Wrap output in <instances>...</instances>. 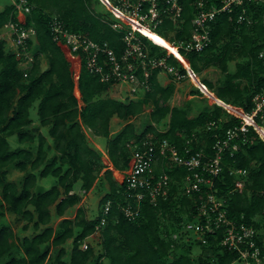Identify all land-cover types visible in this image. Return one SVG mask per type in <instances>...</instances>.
I'll return each mask as SVG.
<instances>
[{"label": "trees", "instance_id": "trees-1", "mask_svg": "<svg viewBox=\"0 0 264 264\" xmlns=\"http://www.w3.org/2000/svg\"><path fill=\"white\" fill-rule=\"evenodd\" d=\"M27 1L33 9L25 23L36 30V50L27 77H23L19 62L0 40V264H103L104 260L109 264H238V253L220 245L221 232L204 234L206 243L196 239L183 240L184 222H191L195 217L196 206L204 193L190 196L181 193L183 169L176 168L169 173L173 183L168 197L160 200L157 206L142 202L134 220L127 219L120 210L126 201L125 185L113 178L112 169H127L130 153L125 145L130 140L147 136L154 140L167 139L180 150L187 146L209 153L216 137L223 138L228 127L239 125L242 120L230 116L220 122L221 113L226 111L214 103L211 108L204 107L196 116L189 117L186 107L169 104L174 85L161 86L155 77L151 78L152 90L136 99L122 101L102 96L112 84L100 82L83 65L78 78L79 105L73 94L71 61H74V54L64 44L51 40L50 19L59 18L69 31L81 32L95 42L107 41L117 54L122 49V33L113 30L112 21L95 11L92 0ZM109 1L118 5L119 0ZM191 1H180L184 22L182 28H176L171 42L188 36L193 17ZM248 6L253 12V24H238L235 19L229 20L228 15H218L212 23L211 43L207 48L198 53L180 51L196 74L210 66L217 67L223 73L218 85L205 78L201 79L202 84L217 98L240 107L245 113L251 112L252 97L264 87V67L258 58L264 47V5ZM11 19H15V15L10 3L0 11V31ZM173 29L170 20H163L155 32L158 34L157 30H160L167 37L166 31ZM141 38L143 43L149 42ZM149 44L152 53H164L159 52L160 47ZM41 56L46 61L44 67L40 66ZM235 59L234 70L229 72L227 64ZM168 62L185 75V69L174 57L170 56ZM192 94L203 96L196 88ZM34 103H37L38 126L30 128L29 108ZM147 104L153 108L149 112L150 123L136 133L128 120L143 114ZM167 116V129L158 131L153 123H159ZM114 117L124 121V125L111 135L110 122ZM209 122L217 123V128L207 131ZM39 127L48 128L50 145ZM86 130L104 138V152L112 168L102 163V152L90 144ZM12 135L20 144L37 141L35 154L31 147L11 149L7 137ZM244 136L245 140L241 138L236 152L231 156L227 152L223 154L222 171L214 179V192L226 198L227 217L257 230V243L262 246L264 141L252 127H248ZM48 150H53L54 154L47 158ZM10 165L19 171L28 170L20 185L6 179ZM231 168L246 172L242 176L231 175ZM100 173L109 188L99 200L97 215L87 219L83 209L78 207L74 219L64 217V213L80 201V196L73 192L74 184L80 181L81 189L89 191ZM48 175L53 176L56 183L43 191L33 192L37 176ZM238 180L243 182L241 188L235 187ZM107 201L110 208L104 225L98 229L97 252L90 246L81 249V243L96 231ZM51 206L54 215L60 218L55 228L48 225ZM5 211L14 214L17 221H26L23 229L31 224L36 231L32 236L20 239L19 255L13 251L11 227L1 221ZM173 232L180 236H173ZM67 239H72V247L66 261L63 244ZM193 245L200 247L197 256L191 254ZM53 251L55 255L48 263Z\"/></svg>", "mask_w": 264, "mask_h": 264}, {"label": "built area", "instance_id": "built-area-1", "mask_svg": "<svg viewBox=\"0 0 264 264\" xmlns=\"http://www.w3.org/2000/svg\"><path fill=\"white\" fill-rule=\"evenodd\" d=\"M180 1L119 0L118 5L113 6L135 18L154 33L163 20H170L174 27L172 30L174 37L177 32L176 28H182L181 24L184 22L182 16L184 8ZM11 4L15 19L4 24L1 30L4 28L7 30L0 33V40L4 41L19 62L23 77H27L28 68L33 61L36 30L34 26L27 25L25 20L31 13L33 5L27 0H12ZM248 5H264V0H192L193 17L190 21L188 36L171 42L170 37L159 35L173 46L181 57L183 56L180 51L183 53L201 52L211 43L212 23L218 15H228L229 20L235 19L238 24H253L255 21L253 12ZM109 11L114 16L112 11ZM115 18L119 22H112L111 28L122 33L120 37L122 49L118 54L107 41L95 42L81 32L69 31L57 17L49 21L51 40L64 44L74 54V61L78 63V70L72 71V80L73 94L79 105L81 101L78 78L81 65L90 74L97 76L102 83H110L112 86L124 85L128 99H136L140 97V94L151 91V78L153 77L158 83L159 75L169 76L173 80H181L185 76L189 78L188 70L179 61L177 55L166 47L157 45L150 37L135 30L123 19ZM169 31L171 30L166 33ZM141 37L153 45L166 48L167 51L163 54L152 53ZM170 56L174 57L185 69V75L179 71L178 67L168 62ZM258 58L264 67V47L259 51ZM26 64L28 65L25 66ZM252 103L251 112L244 113L264 128V87L254 94ZM237 118H240L242 122L239 125L228 127L223 138L216 137L209 153L203 149L192 150L187 146L180 150L176 144L170 143L167 139L154 140L148 136L127 142L125 146L130 153L128 167L124 171H117L120 183L125 185L126 201L125 205L120 208L123 215L129 220H134L140 213L142 202L148 201L150 205L157 206L160 200H165L173 183V178L169 173L176 168H181L185 171V175L181 178V193L190 196L204 192L196 206L197 213L191 221V227L196 235L195 239L206 243L204 234L221 232L220 245L238 253L236 263L264 264V244L260 246L257 243V230L243 222L229 219L225 208L226 198L214 192V179L222 171L223 154L227 152L231 156L239 149V141L241 138L245 140L243 137L248 127H252L261 138L254 125L247 124L241 117ZM216 128L217 123L206 124L207 131H213ZM245 172L239 168L229 169V174L235 176H242ZM242 186L241 180L235 182L236 188ZM109 208L110 202L107 201L103 206L102 216L95 232L104 225ZM81 246L84 250L88 244L83 241Z\"/></svg>", "mask_w": 264, "mask_h": 264}, {"label": "rangeland", "instance_id": "rangeland-1", "mask_svg": "<svg viewBox=\"0 0 264 264\" xmlns=\"http://www.w3.org/2000/svg\"><path fill=\"white\" fill-rule=\"evenodd\" d=\"M11 2H12V0H0V10H2L5 5L10 4ZM92 4H93L95 11H97L98 13L103 15L106 19H109L112 22H119L118 20H116V18L111 14V12L106 7L99 4L96 0H92ZM6 30L7 29L4 28L3 30L0 31V33L1 32L4 33ZM157 32L160 35L163 34L162 31H160V30H157ZM166 35L168 37L172 38L173 37L172 30L167 32ZM146 45H147V47H149L151 49L149 42H147ZM6 50H9V49L6 47ZM35 50H36V44L34 43L33 53ZM163 51H167V49L166 48L159 49V52H163ZM236 60L237 59L228 62L227 66H228L229 72H232L234 70V65H235ZM45 64H46L45 58L41 56L40 57V66L44 67ZM77 64H78L77 62L71 61V70L72 71L78 70ZM27 65L28 64H26L25 66H27ZM197 75L200 78V80L202 78H205V79H208L209 81H211L215 85H218L219 81L223 78V73L217 67H214V66H210L208 68H205L204 70H202ZM159 84L161 86H166L168 84L174 85V91H173V94L169 100V104H170V106L186 107L188 109V116L189 117H194L204 107L211 108L213 105V102H211L205 96L192 94L194 86H192V84L190 83V80L187 76L183 77L181 80H173L169 76L159 75ZM102 96H109V97H112L114 99H118V100H122V101L128 99L126 97V87L124 85H122V86L121 85H113L108 89V91L106 93H103ZM140 96H142V94H140ZM152 109H153L152 106L150 104H147L144 107L143 114H141L137 117H133L130 120H128L129 122H131L134 125L136 133H140L142 131L144 125L150 123L149 112ZM29 115H30V118L32 119V124L30 125V128L37 127L38 126V118H37V114H36V103H34L29 108ZM230 116H233V114L229 113L228 111L221 113L219 121L224 122V121L230 119ZM168 120H169V116L165 117L159 123H153V125H154V127H156V129L158 131H164L167 129ZM123 125H124V121H121V120L117 119L116 117L112 118L111 122H110V126H111L110 132L114 131L116 129H121V127ZM39 130H40V133H42L46 137V143L48 145H50L51 144V138L48 136V128L47 127H39ZM86 131H87V137H88L90 144L93 145L94 147H96L97 149L101 150V152H102V157H101L102 163L104 165L108 166L109 168H112L109 166L106 154H104V150H105L104 149V146H105L104 145L105 144L104 138L96 137V136L92 135V133L89 130H86ZM111 135H114V134H111ZM7 140H8V143H9L11 149H15L17 147H25V148L31 147L33 155L35 154V151H36L35 148H36L37 141H34V143L26 142L24 144H20V143H18L17 137L15 135L7 137ZM46 145H45V147H46ZM53 154H54L53 150H48L47 151V158L51 157ZM26 172H28V170L27 171H19L10 165L8 167V173H7L6 179L9 181H14L18 185H20V183H21ZM34 172H36V171H34ZM112 176L117 182H120V178L118 177L117 170L112 169ZM55 183H56V179L51 175H48L44 178H40L37 176L36 182H35V185H34L32 191L33 192L43 191ZM80 186H81V182L78 181L74 184V187H73V192L77 193L80 196V201L76 205H74L73 207L68 209L64 213V215H65L64 217H69L71 219H74L76 214H77V209L79 207V208L83 209L84 216L87 219H90V218L92 219L98 213L99 200L108 191V188H109L108 184H107L106 180L104 179L103 175L100 173V175L98 176V179L94 181V183H93V185L89 191L84 192ZM50 212H51V220H50L48 225L55 228L58 221L60 220V218H58L54 215L53 206L50 207ZM78 217L80 218V215H78ZM184 219H185V216H184ZM1 221H3L6 225H9L11 227V229L13 231V237L11 239V241L14 244L13 251L16 252V255L17 254L19 255V253H17V248L19 247L20 239L24 236H32L36 231H34L31 224H28V227L26 229H23L22 227L26 223V221H24V220L17 221L16 216L14 214L10 213L9 211H5L4 217L1 219ZM183 226H184L183 227L184 234L182 236L183 240L193 241V239L196 238V235L193 231V228L191 227V222L185 221ZM75 231H76V228H75ZM172 235L176 236V233L173 232ZM178 235L176 237H178ZM71 241H72V239H67L63 244V247L65 248V250L67 252L66 255L63 257L66 261L69 258V252H70V249L72 247ZM84 241L88 244V246L92 247L94 249V252L96 253L97 249L99 248V241H100L99 231L90 235ZM80 247H83V246L80 245ZM200 251L201 250H200L199 246L193 245L191 254L193 256H197L200 253ZM50 255H51V258H50L48 263L52 262V258L54 257L55 252L53 251ZM103 264H109V263H108V261L104 260Z\"/></svg>", "mask_w": 264, "mask_h": 264}, {"label": "bare ground", "instance_id": "bare-ground-1", "mask_svg": "<svg viewBox=\"0 0 264 264\" xmlns=\"http://www.w3.org/2000/svg\"><path fill=\"white\" fill-rule=\"evenodd\" d=\"M98 1L100 2L101 5H103L107 9L111 10L115 17H118V18L123 19L124 21L128 22L130 25L133 26V28L135 30H138L142 34L150 37L154 41V43H156L157 45L166 47L170 52L177 55L179 61L181 63H183L184 66L186 67V69L188 70V72L190 74L189 80H190V83L192 84V86H194V88L198 89L202 93L203 96L208 98L214 104L224 108L229 113H231L237 117H241L242 119H244V121L247 124L254 125L255 129L260 134L261 139L264 141V128L261 127L260 125H258L257 123H255L253 121V119L250 116H248L247 114H245L244 111L240 107L228 104V103L224 102L223 100L217 98L212 91H210L205 85L202 84L200 78L198 77V75L195 72H193L191 70L187 61L183 57L178 55L176 52V49L173 46L169 45L167 43V41H165L159 34L154 33L153 31L148 29L145 25L139 23L135 18L124 14L122 11H120L119 9L114 7L113 4L109 0H98ZM77 66H78V64H77Z\"/></svg>", "mask_w": 264, "mask_h": 264}, {"label": "crops", "instance_id": "crops-1", "mask_svg": "<svg viewBox=\"0 0 264 264\" xmlns=\"http://www.w3.org/2000/svg\"><path fill=\"white\" fill-rule=\"evenodd\" d=\"M1 11V10H0ZM5 47H7L6 45H5ZM36 105H37V103H36ZM111 127V126H110ZM120 129H116V130H114V131H111V134H114V133H116L117 131H119ZM104 154H105V152H104ZM108 159V158H107ZM108 163H109V166L111 167V164H110V162H109V160H108ZM92 190V189H91ZM91 192V191H90Z\"/></svg>", "mask_w": 264, "mask_h": 264}]
</instances>
